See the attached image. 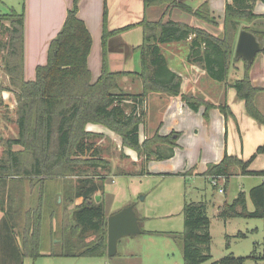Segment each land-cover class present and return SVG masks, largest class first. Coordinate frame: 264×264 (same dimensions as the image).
<instances>
[{"label":"trees","instance_id":"16d2710c","mask_svg":"<svg viewBox=\"0 0 264 264\" xmlns=\"http://www.w3.org/2000/svg\"><path fill=\"white\" fill-rule=\"evenodd\" d=\"M154 1L160 0H144L145 6ZM171 1L174 7L186 9L176 0ZM257 1L264 4V0L228 2L225 5L223 29L217 36L173 20L164 23L161 20L155 23L143 21V42L137 47L141 55L139 72L109 70L106 60L107 41L119 31L108 32L104 29L102 72L95 83L90 82V72L87 67L91 37L84 22L77 17L78 0H73L62 28L49 44L46 63L36 67L33 81H25L23 78V13L13 9H9L7 13H0V25L5 27L8 35L7 41L1 45L3 71L9 78L8 86L0 85V92L9 90L14 93L17 127V136L3 143L4 149L0 156V209L4 211L0 221V241L4 244L2 251L7 254L5 257L14 264H23V259L26 257L39 256L38 247L44 215V218L50 222L51 232L60 235L55 229L57 209L51 203L57 194L46 202L49 211H43L41 205L43 199L38 195L34 207L24 206L21 203L23 199L35 198L31 190L36 184L41 183L43 186L45 181H50L48 179H56L63 174L77 176L73 196L82 197L81 203L71 214L73 230L76 231L78 240L76 255L96 257L106 255V211L102 202H95L94 196L102 190L104 181L95 182L89 179L90 172L87 170L95 173L98 168L106 171L110 169L108 162L101 158L99 147L95 146L94 141L100 137V134L87 131L86 126L97 124L110 130L120 137L122 148L132 149L138 157H144L146 164L154 159L171 157L178 138L175 132L167 136H161L156 132L149 137L144 134L142 139L148 94L158 93L178 97L194 112L203 105L205 117L209 109L214 107L225 117L232 116L225 102L213 105L183 93L181 77L168 68L159 44L189 40L187 62L200 64L209 79L224 83L228 79L230 66L241 60L233 58L239 30H248L264 41V23L258 22L264 20V15L253 12ZM193 14L201 18L209 16L205 4ZM242 23L245 24L240 26ZM251 23L253 26H250ZM256 26H262L263 30H257ZM262 53L264 54V51ZM244 65L248 71L250 66L245 62ZM125 75L135 77L141 82L143 89L140 93L133 94L119 88L118 79ZM231 88L244 102L246 114L264 125V114L260 112L255 102L258 90L250 85L247 74L242 79H236ZM158 144L168 145L169 154L159 153L155 148ZM260 154H264V143L246 161L225 154L220 162L209 164L203 175L210 178L221 176L226 180L232 175L234 168L238 167L243 175L263 178L264 170L249 169L254 158ZM84 167L87 169L82 171ZM22 177L40 179L31 187L28 183L31 189L24 190L23 183L19 179ZM5 182L7 186H4ZM5 192L9 193L11 201L6 209L3 208ZM248 198L253 211H247L246 195L240 192L231 204H224L218 208V216L223 220L258 218L264 221V182L251 188ZM28 206L30 207L26 209ZM206 209L204 202L184 204L181 234L183 264H244L249 257L264 261V250L262 255H256L254 248L249 257L229 254L219 261L211 262L210 221ZM17 226L19 234L15 232ZM17 236L20 245L16 241ZM237 236L245 235L238 233ZM63 245L66 251L74 248H70L69 243Z\"/></svg>","mask_w":264,"mask_h":264},{"label":"rangeland","instance_id":"374dc122","mask_svg":"<svg viewBox=\"0 0 264 264\" xmlns=\"http://www.w3.org/2000/svg\"><path fill=\"white\" fill-rule=\"evenodd\" d=\"M23 3L24 0H0V13H7L9 9L21 13ZM30 9L31 14L40 12L36 6L34 9L32 7ZM258 22L264 23V20H258ZM243 24L245 23L240 24V26ZM250 26H253V23ZM261 27L256 26L255 28L260 31L263 30ZM37 32L43 33V30H37ZM126 33H128L126 39L130 40L131 44H135L137 47L142 43L143 35L141 30ZM7 36L5 27L0 25V85L2 86H7L9 83L3 71V52L1 50V45L7 41ZM168 49L171 50V47ZM162 51L170 64L184 61L188 53L184 45L179 48L178 52L171 53L166 49V46H163ZM234 64L237 70L234 69V65L230 66L227 81L233 82L236 79H242L247 74L250 85L258 90L255 100L256 106L264 114V54L260 52L256 55L248 71L242 60ZM125 70L141 71V55L138 49H135L134 53L128 58ZM207 79L208 81L210 80L208 76ZM233 96L237 97L234 89ZM227 98L232 103V99L229 96ZM234 102L237 103L236 101ZM12 107L8 111L4 110V108L0 109V156L4 149L3 143L17 136V127L13 119V116H16V105H12ZM234 109L237 110L236 107ZM7 112L9 113L7 114ZM1 115L9 117V121L3 120ZM151 116H154V113ZM148 117L149 113L147 111L144 133L145 136L149 137L154 126H151L152 129H148ZM244 117L248 122L252 121L258 125V128L262 126L264 129V125L258 124L247 116L245 112ZM248 129L251 130L250 128ZM249 133L253 132L249 131ZM114 135L116 134L112 133L111 137L95 139L96 145L100 149L101 158L108 162L107 165L110 170L106 171L98 168L95 173L92 170H87L90 172L88 178L93 179L95 182L104 181L102 192H99L98 196L100 197L99 202H102L105 208L107 218L111 213H115L125 206L132 205L136 217L140 221L142 233L120 238L117 242L116 253L113 256H108L107 253L103 257L77 256L78 240L76 239V231L73 230L74 224L71 214L73 209L81 203L82 197L75 198L73 196L78 180L77 176L63 174L56 179H48L50 181H45L43 186H41V183L36 184L31 190L35 198L23 199L21 203L24 206L30 205L34 207L37 204L35 199L38 195L43 199L41 204L43 211H49L47 210L46 202L57 194L51 203L57 209L55 229L60 232L59 236L55 232H51L50 222L44 218V215L42 218L41 241L38 247V253L40 254L36 258L24 259L23 264H183L181 234L183 231V207L185 202H204L206 204V214L210 221L211 243L209 245V254L211 262L219 261L229 254L236 257H249L254 248H256V255L263 254L264 222L262 219L228 218L223 220L218 216V208L220 206L231 204L241 191L247 193L250 188L259 182L260 176L242 178L239 175L240 168L235 167L228 180L224 179V192H220L219 187H214L205 177L189 175L186 171H181V169L177 174L167 173L162 170L160 171L165 173H157V169L154 167V163H157L154 161H149L144 165L150 174L137 175L136 169L140 168L143 160L134 162L129 153L134 151L128 148V152L126 148H122L120 137L117 135L115 137ZM230 144H232L234 150L238 148V143L234 138H229ZM254 146L248 147V144H246L244 153L250 154L249 156L251 157L255 152L252 153ZM253 164L255 165L251 169L249 168L250 170H264V158H258ZM85 169L87 168L84 167L82 171H85ZM41 177L43 178V176ZM19 179L23 183V189L29 190L31 188L28 187V183H30L31 187L40 178L22 177ZM4 186H7L6 182ZM246 209L247 211L253 209L249 198L247 199ZM16 228L19 234L18 226ZM238 233H242L245 236L238 237ZM63 243H69L70 248H74L66 251ZM69 251L71 253H66ZM0 264L14 263L11 260H4ZM244 264H264V261L249 257Z\"/></svg>","mask_w":264,"mask_h":264},{"label":"crops","instance_id":"0c3cea01","mask_svg":"<svg viewBox=\"0 0 264 264\" xmlns=\"http://www.w3.org/2000/svg\"><path fill=\"white\" fill-rule=\"evenodd\" d=\"M176 1L186 9L177 6L174 7L171 0L154 1L147 6H145L144 0H78L77 17L84 22L91 37V48L87 58L90 82L95 83L102 72V37L104 29L108 32L119 31L107 41L106 60L111 72H136L125 70V65L131 54L134 53L135 49L142 43L137 47L135 44H131L129 42L130 40L128 41L126 39L128 35L126 32L141 30L143 35V21L155 23L161 20L164 23L168 20H173L203 29L216 36L221 34L225 5L231 0ZM72 4L73 0H24L21 13H23L24 17L23 78L25 81H33L36 67L46 63L49 44L62 28L67 11L72 7ZM204 4L207 6L209 12L207 18H201L193 14ZM35 6L39 8L38 11L40 12H38V14H31L30 8L32 7V9H34ZM187 9L191 12L187 11ZM253 12L257 15H264V4L257 1L254 5ZM34 15H36L35 18ZM209 18L213 20L211 21ZM37 30H43V33L37 32ZM188 43L189 40L170 44H159L160 52L165 57L168 68L181 77V91L185 94L193 95L204 103L208 102L213 105H218L225 102L232 113V117H225L220 110L215 107L210 108L205 117V106L203 105L199 107L197 112H194L178 97H169L158 93L148 94L145 110L149 113V117L147 118L148 129H152L151 126H154L152 133H150L151 136L156 132L161 136H167L172 132L178 134L172 156L151 161L157 163H154L157 173L167 172L177 174L181 169V171L184 170L189 175H200L210 181V177L203 175L209 164L220 162L225 154L236 156L243 161L248 160L250 154L244 153L246 144H248V147L256 145L253 147L252 153L256 151L255 149L264 143V129L262 126L258 128V125L252 121L248 122L244 117V112L246 113L244 102L239 99L238 96L236 98L233 96V89L231 88L235 80L233 82L226 81L224 83L215 82L211 79V81H208L207 75L200 64L186 62V59L180 63L170 64L168 62L162 51L163 46H166L168 51L174 53L178 52L182 45L188 50ZM169 47H171V50L168 49ZM235 67L234 65V69ZM7 79L9 82L8 76ZM118 86L123 91L133 94L140 93L143 89L141 82L137 78L127 75L118 79ZM228 96L232 99V103L234 104L230 103L227 98ZM0 103V109L4 108L6 111L12 109V105H16L14 93L9 90L0 92ZM234 107H236L237 110H235ZM8 113L9 112H7V114ZM152 113H154V116H151ZM1 118L6 122L10 119L9 117L5 119L2 115ZM13 119L15 120L16 116H13ZM86 130L100 134L98 139L111 137L112 134L110 130L97 124H88ZM248 130L253 133H249ZM144 134V132L143 134L141 133L142 139H144ZM114 136L117 137L116 135ZM230 137L234 138L238 143V148L236 150L232 148V144L229 145ZM96 140L94 141L95 146H97ZM155 148L162 155L169 154L170 147L166 144H158ZM126 149L129 152L128 148ZM129 153L134 162L143 160L142 165L140 164V168L136 169L138 172L136 174H150L144 166V157H138L137 154L132 151ZM258 158H264V154L257 155L254 158L249 166L250 169L255 165L253 163ZM160 170L165 172H161ZM239 175L242 178L251 176L241 173ZM227 180L228 179H226V181ZM262 182L263 178L260 177L259 182H257L255 186ZM249 190L247 193L241 191L246 195V207ZM99 192L101 193L102 190L98 191L94 196H98L100 194ZM9 198V193L5 192L4 209L7 208L8 204L10 205L11 201ZM29 207L30 206L26 207V209ZM251 211H253V209L250 210V212ZM3 214L4 211L0 209V221L3 218ZM113 214L114 213H111L110 215ZM15 232H17V230H15ZM16 241L20 245L18 236ZM3 246L4 244H1L0 241V261H3V259L10 260L5 257L7 254L3 253Z\"/></svg>","mask_w":264,"mask_h":264},{"label":"water","instance_id":"95a60500","mask_svg":"<svg viewBox=\"0 0 264 264\" xmlns=\"http://www.w3.org/2000/svg\"><path fill=\"white\" fill-rule=\"evenodd\" d=\"M264 51V41L260 40L254 33L241 29L238 32L234 51V59L243 60L250 66L260 52ZM99 196L95 197L98 202ZM139 219L136 217L132 206L125 207L107 218V254L113 256L116 253L117 242L125 236L140 235Z\"/></svg>","mask_w":264,"mask_h":264},{"label":"built area","instance_id":"2783aa9c","mask_svg":"<svg viewBox=\"0 0 264 264\" xmlns=\"http://www.w3.org/2000/svg\"><path fill=\"white\" fill-rule=\"evenodd\" d=\"M223 177L221 176H214L210 178V182L214 187H219V191L220 192H224L223 190V182H224ZM263 182H264V177H263Z\"/></svg>","mask_w":264,"mask_h":264}]
</instances>
